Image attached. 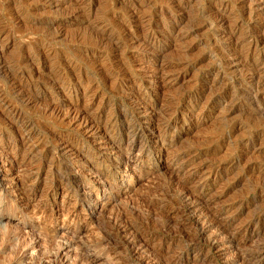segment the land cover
I'll use <instances>...</instances> for the list:
<instances>
[{
    "label": "rangeland",
    "instance_id": "obj_1",
    "mask_svg": "<svg viewBox=\"0 0 264 264\" xmlns=\"http://www.w3.org/2000/svg\"><path fill=\"white\" fill-rule=\"evenodd\" d=\"M0 264H264V0H0Z\"/></svg>",
    "mask_w": 264,
    "mask_h": 264
},
{
    "label": "bare ground",
    "instance_id": "obj_2",
    "mask_svg": "<svg viewBox=\"0 0 264 264\" xmlns=\"http://www.w3.org/2000/svg\"><path fill=\"white\" fill-rule=\"evenodd\" d=\"M258 82V81H257ZM187 195V194H186ZM197 199V198H196ZM198 200V199H197ZM200 209V208H199ZM190 229V228H189ZM190 244V243H189ZM218 249V248H217Z\"/></svg>",
    "mask_w": 264,
    "mask_h": 264
}]
</instances>
